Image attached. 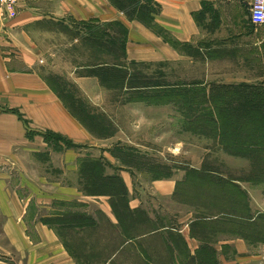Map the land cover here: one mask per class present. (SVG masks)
Here are the masks:
<instances>
[{"label": "rangeland", "instance_id": "1", "mask_svg": "<svg viewBox=\"0 0 264 264\" xmlns=\"http://www.w3.org/2000/svg\"><path fill=\"white\" fill-rule=\"evenodd\" d=\"M110 2L124 17V22L94 24L92 31L101 34L107 31L120 38L123 29L124 49L110 45L107 38L94 40L93 34L83 26L69 27L58 22L40 29L37 38L43 51L37 72L71 112L104 140L100 149L102 154L97 152L100 157L87 156L79 161V175H71L69 181L77 183L88 196L115 194L117 198L113 201L117 206H123L127 188L117 173L128 172L141 195L145 181L176 178L179 181L175 197L172 201L162 200L161 212L153 215L162 217L163 222L167 220L168 227L164 232L168 233L169 245L180 248V238L171 234L176 231L189 235L200 246L188 264H264V159L227 152L214 136L215 132L209 128L204 132L196 130L194 125L188 124L179 99L173 103V98L167 96L158 101L152 97L144 98L153 91L136 87L144 82L176 85L184 90L192 87V91L207 93L237 90L247 93L251 91L247 87L264 92V57L215 63L211 69H207L203 60L177 62L173 55L177 49L176 39L168 31L158 24L149 27L139 20H132ZM153 2L160 7L155 0ZM114 24H120L122 28L118 25L117 29ZM144 29L168 45L169 51L162 59L160 52L163 48L149 37L144 41ZM131 30L136 32L132 40L129 37ZM258 36H264V30H260ZM151 53H154L152 57ZM155 55L156 59H150ZM45 143L55 151L76 149L66 147L64 140L50 136ZM89 160L101 161L98 177L92 175L96 168L80 167L82 161ZM33 168L37 176L49 174L46 169H51L49 166ZM83 168L87 174L81 171ZM1 170L11 175L10 186L15 190L19 183L18 174L23 169L0 167ZM50 172L52 178H59V173ZM26 178L31 182L29 177ZM230 183L237 188L233 189ZM17 191L21 196H27V188ZM122 195L124 198L121 199ZM147 202L152 212L157 210L152 199ZM69 207L80 209L81 204ZM140 215L137 211L133 218L138 220ZM79 218L69 215L66 219L71 227L79 225L90 229L97 225L98 230L93 234L89 230L80 236L74 232L60 235L64 242L69 240L67 244L75 262L112 264L111 249L117 243L112 239L109 222L98 213L96 219L91 216L84 220H90L86 224ZM59 221L55 219L47 224L52 226ZM159 244V238H151L154 248L161 246ZM153 251L154 259L169 261L165 253H159L157 249ZM182 256L177 257L178 264H184L180 261ZM129 260L130 264H137L133 258L129 257Z\"/></svg>", "mask_w": 264, "mask_h": 264}, {"label": "crops", "instance_id": "2", "mask_svg": "<svg viewBox=\"0 0 264 264\" xmlns=\"http://www.w3.org/2000/svg\"><path fill=\"white\" fill-rule=\"evenodd\" d=\"M17 1V15L7 20L0 18V167H21L23 172L18 174L14 190L11 175L0 171V264H77L71 256L69 240L64 242L60 235L74 232L80 236L89 230L93 234L98 227H71L66 218L80 217L86 224L90 220H84L91 216L96 219V213L109 222L112 239L117 243L111 249L112 264H130L129 257L137 264H178L180 254L181 263L188 264L200 246L189 235L176 231L171 234L180 238V248L169 245L168 233L164 232L167 220L163 222L162 217L153 215L161 212L162 200L172 201L175 197L179 180L150 179L144 182L141 195L130 174L121 171L117 174L127 188L123 206L113 201L115 194H84L77 183L69 181L70 176L79 175V161L83 158L100 157L97 152H101L104 140L71 112L36 70L43 56L37 42L40 29L54 22L69 27L103 25L124 22V17L110 0ZM155 2L160 5L155 22L176 39L173 55L177 62L203 60L211 69L215 63L264 57V36H258L264 25L255 26L249 20L253 0ZM135 36L131 30L130 39ZM143 37L144 41L154 39L163 48L161 59L168 53V45L148 30L144 29ZM151 57L156 59L157 55ZM47 133L61 137L76 149H51L45 143ZM48 166L50 175V170L59 173L58 179L34 174L33 167ZM19 188H27V196L18 194ZM148 199L156 203L157 210L152 212ZM76 203L81 204L80 209L69 207ZM137 211L141 214L138 220L133 218ZM55 219L62 222L52 224L54 228L44 221L53 223ZM154 237L160 239L161 246L151 245ZM154 249L165 253L169 261L154 259Z\"/></svg>", "mask_w": 264, "mask_h": 264}, {"label": "trees", "instance_id": "3", "mask_svg": "<svg viewBox=\"0 0 264 264\" xmlns=\"http://www.w3.org/2000/svg\"><path fill=\"white\" fill-rule=\"evenodd\" d=\"M122 12H124L130 19L139 20L149 27H156L155 15L160 10L159 6L153 0H111ZM144 2V3H141ZM93 24H85L83 27L93 34V39L100 41L107 38V43L110 45H119L124 49V30L123 36L120 32L119 37H114L106 33H97L94 31ZM113 26V24H107ZM121 26L120 24H118ZM118 25L114 26L118 29ZM122 28V26H121ZM93 30V31H92ZM90 35V34H89ZM88 35V36H89ZM118 35V36H119ZM136 86L139 89L152 90L148 96L156 101L163 100L164 97H172L173 103L177 99L180 100L181 112L190 126H195L196 130L209 128L211 132H215V137L219 140L220 145L224 150L235 155L252 157L257 159H264V92L255 91L254 87H247L250 92L234 91L230 93H207L203 90L192 91V87L188 90L180 89L176 85H162V84H146L140 83ZM166 94L164 96V93ZM178 92V94H177ZM168 94V95H167ZM143 98V97H140ZM234 99V100H230ZM148 100V99H147ZM179 102V101H178ZM159 104V103H156ZM186 110L187 112H184ZM58 138L64 140L59 136L51 133L45 135L48 137ZM65 141V140H64ZM66 142V147H74L70 142ZM100 160H91L82 162L80 167H94L96 170L92 173L93 176L98 177L100 171ZM85 174L87 171L85 168ZM204 178V175L201 179ZM227 184V183H226ZM228 185V184H227ZM236 189V185H230ZM242 194V193H241ZM48 223V221H47Z\"/></svg>", "mask_w": 264, "mask_h": 264}, {"label": "built area", "instance_id": "4", "mask_svg": "<svg viewBox=\"0 0 264 264\" xmlns=\"http://www.w3.org/2000/svg\"><path fill=\"white\" fill-rule=\"evenodd\" d=\"M253 11H255L260 17L256 21L253 20ZM17 13V0H0V18L2 20L14 18ZM249 20L255 26L264 25V0H253L249 12Z\"/></svg>", "mask_w": 264, "mask_h": 264}, {"label": "clouds", "instance_id": "5", "mask_svg": "<svg viewBox=\"0 0 264 264\" xmlns=\"http://www.w3.org/2000/svg\"><path fill=\"white\" fill-rule=\"evenodd\" d=\"M259 18L260 17L258 16V14L255 11H253V20L256 21Z\"/></svg>", "mask_w": 264, "mask_h": 264}]
</instances>
